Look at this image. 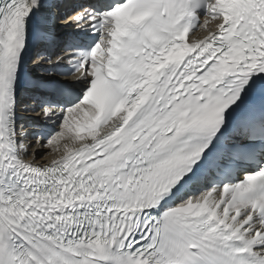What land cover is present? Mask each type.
<instances>
[{"label":"snow or ice","instance_id":"1","mask_svg":"<svg viewBox=\"0 0 264 264\" xmlns=\"http://www.w3.org/2000/svg\"><path fill=\"white\" fill-rule=\"evenodd\" d=\"M0 264H264V0H0Z\"/></svg>","mask_w":264,"mask_h":264},{"label":"bare ground","instance_id":"2","mask_svg":"<svg viewBox=\"0 0 264 264\" xmlns=\"http://www.w3.org/2000/svg\"><path fill=\"white\" fill-rule=\"evenodd\" d=\"M36 63H37V61L34 62V64H36ZM23 114L30 115L29 113H25V112ZM40 152H41V156L39 158L40 162H44L46 160L51 159V156L48 154L50 152V149H40ZM53 155H55V154L53 153Z\"/></svg>","mask_w":264,"mask_h":264}]
</instances>
